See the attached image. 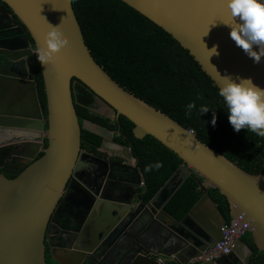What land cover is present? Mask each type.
Returning <instances> with one entry per match:
<instances>
[{
  "label": "water",
  "instance_id": "95a60500",
  "mask_svg": "<svg viewBox=\"0 0 264 264\" xmlns=\"http://www.w3.org/2000/svg\"><path fill=\"white\" fill-rule=\"evenodd\" d=\"M12 25L0 27V97L18 100L24 106L0 109V150L29 158L13 178L0 173V264H47L45 242L58 264H83L98 258V250L109 251L127 230L141 223L146 209V226L134 239L137 253L122 254L125 264H225L226 256L215 257L211 248L221 239L220 227L226 219L208 193L216 188L230 206L231 219L242 216L247 232L258 251L264 252V173L249 174L214 149L200 142L193 131L180 126L168 115L124 90L94 61L77 22L71 0H0ZM169 34L198 63L219 89L222 77H251L264 88V58L253 62L229 39V23L224 0H120ZM16 17L17 22L12 18ZM51 25H59L67 45L56 58L40 65L46 99V116L40 107L34 70L35 49ZM18 30L14 34L12 30ZM217 46L218 55L210 49ZM85 85L103 103L100 111L111 121L123 116L132 124V134L142 139L150 135L175 153L182 164L166 179L148 203H133L134 181L113 177L114 165L80 150L81 128L101 136L94 123H79L71 80ZM19 94V95H18ZM46 142V147L44 146ZM107 143L108 147L104 144ZM22 146L24 152H15ZM101 149L122 154L124 147L102 139ZM126 150V149H125ZM128 150V149H127ZM42 153L41 156H38ZM87 173L77 175L82 166ZM109 174V175H108ZM198 175L202 195L187 214L176 220L164 207L188 177ZM78 189L76 205L80 215L70 218L72 231L56 217V206ZM138 188L136 189V191ZM59 203V204H58ZM209 204L211 212L201 209ZM208 217L207 221L205 220ZM57 226L51 232L48 227ZM158 238L139 240L152 226ZM162 234V235H161ZM113 244V245H112ZM72 249V250H70ZM253 250L240 238L229 255L247 264ZM102 261L107 263L105 258Z\"/></svg>",
  "mask_w": 264,
  "mask_h": 264
},
{
  "label": "trees",
  "instance_id": "16d2710c",
  "mask_svg": "<svg viewBox=\"0 0 264 264\" xmlns=\"http://www.w3.org/2000/svg\"><path fill=\"white\" fill-rule=\"evenodd\" d=\"M71 2L85 45L94 61L112 80L183 128L193 131L200 142L241 170L253 175L264 173V138L245 129L233 131L217 87L176 40L120 0ZM34 70L37 95L45 117V91L36 56ZM71 93L80 124L84 120L101 121L109 129H116V134L129 144L145 178L143 197L148 203L182 164L181 159L150 135L135 138L133 124L123 116H118L113 124L109 119L97 117L92 112L94 94L81 82L71 80ZM192 101L197 107L190 116H186V105ZM201 106L210 110L200 115L198 109ZM213 111L216 116L214 126L210 122ZM80 142V148L89 147L95 152L100 137L81 128ZM8 151L6 148L0 150V163ZM143 155H146L144 164ZM156 162H161L163 166L158 170L144 171L146 165ZM6 177L13 178L15 175ZM198 181H203L198 175L188 177L165 205V211L176 220H181L201 197ZM208 193L226 223L229 222L230 206L225 196L216 188H209ZM241 239L253 250L247 264H264V252L256 249L251 234L246 232Z\"/></svg>",
  "mask_w": 264,
  "mask_h": 264
},
{
  "label": "clouds",
  "instance_id": "9594fccd",
  "mask_svg": "<svg viewBox=\"0 0 264 264\" xmlns=\"http://www.w3.org/2000/svg\"><path fill=\"white\" fill-rule=\"evenodd\" d=\"M224 3L230 22L223 24L230 29L229 39L253 64H259L264 58V0H224ZM67 43L59 25L49 24L41 45L35 49L37 62L44 66L52 62ZM210 53V56L218 55L217 46L214 45ZM217 94L222 98L233 131L245 129L264 138V88L251 77L225 74ZM196 107L195 101L189 102L185 115L190 116ZM209 110L207 106L198 109L200 115ZM210 122L213 126L216 123L215 111ZM162 166L161 162H156L146 165L144 171L158 170Z\"/></svg>",
  "mask_w": 264,
  "mask_h": 264
},
{
  "label": "flooded vegetation",
  "instance_id": "af4514ba",
  "mask_svg": "<svg viewBox=\"0 0 264 264\" xmlns=\"http://www.w3.org/2000/svg\"><path fill=\"white\" fill-rule=\"evenodd\" d=\"M7 11L8 13L9 10L6 7V5H4L1 1H0V27H5L7 25H12L10 23V21L5 19V15L3 11ZM16 22L17 20L12 17ZM17 30V29H16ZM18 31V30H17ZM13 32V31H12ZM95 98V103H94V107L92 109L93 110H98L100 109L102 106L106 107V104L103 103L98 97H96L94 95ZM107 113L103 114V115H98L96 114L97 117L99 118H106ZM118 117H114L113 120H111L112 124L114 123L115 120H117ZM95 124L97 131H99L101 133L100 137V144L98 145V147L96 148L95 152H92V150L89 147H81V151L83 152V154L85 156H87L88 154H94L97 155L99 157H102L103 159H106L108 161L107 166L110 168V165H114V167L112 168V170H109V174L112 175L113 177H121L123 176L125 173L123 172H119L117 170H123L126 172V177L130 180L134 181L133 184V189L135 193V198L133 200V203H136V205H138L140 202H145V198L143 197V192L145 189V178L143 176V172L141 171V168L138 164V160L134 157L133 153H132V149L129 146V144L125 141L124 138L120 137V135L116 134V129L111 130L109 129L107 126L103 125L101 123V121H95L92 122ZM96 135V134H95ZM98 136V135H97ZM102 139H107L109 141L115 142L119 145H122L124 147V150L122 151V154H115V153H110L107 152L103 149H101V143H102ZM106 147H108V144L105 143L104 144ZM7 149V148H6ZM126 149V150H125ZM128 149V150H127ZM15 152H24L25 148H23L22 146H17L14 148ZM11 151H8V153L6 155H4V157L1 159V163H0V173H3L5 176H16L18 175V173L22 170L23 167H25L27 162H30L29 158H22L20 156H16V160H12V156H11ZM146 155H143V161L142 163L144 164L146 162L145 160ZM84 172L87 173V168L86 166H82V169H79L77 172V175L79 177H82V174H84ZM108 174V175H109ZM138 188V190L136 191V189ZM71 192L67 195V197H65V199L63 200V203L58 205V207L56 206V217L60 218V224L63 225L65 228H67L68 226H70V229L72 231H74L77 228V224H74L73 222H70L71 220H69L70 218H75L76 215H82L79 214V210L80 209H76V205L80 204L82 206L85 205V201L79 200L78 198H76V194L78 193V189L74 186V184L71 185L70 187ZM59 204V203H58ZM70 217V218H69ZM140 220L141 223H137L136 226H134L132 229H128L127 233L123 235V238L120 240L119 243L117 244H112L113 246L110 248L109 251L105 252L102 251V253H100V251L98 250V258H87L85 260V262L83 264H87L89 262L93 263V264H125V261L122 260L120 261L122 254L130 251L132 252V254L130 255L131 258L134 257L137 253V246H133L134 244V239L136 238V234L138 233V231H140V229H142L143 227L145 228L146 226V209H142L140 212ZM57 228V229H56ZM48 229L53 232L56 229V232L59 231L57 226H50L48 227ZM160 228L156 225L152 226L149 231L148 234L146 235V232L144 234V236H142V238L139 240V243H142L144 245H146V241L148 239H153L155 240V238H158V234L157 231ZM72 250V249H70ZM102 258H105L106 262L102 261ZM45 261L47 264H52V263H56L52 258L51 255V250L48 247V245L45 242ZM64 262L66 264H74L72 262H68L65 261ZM225 264H242L240 263L233 255H229L227 256V258L225 259Z\"/></svg>",
  "mask_w": 264,
  "mask_h": 264
},
{
  "label": "built area",
  "instance_id": "2783aa9c",
  "mask_svg": "<svg viewBox=\"0 0 264 264\" xmlns=\"http://www.w3.org/2000/svg\"><path fill=\"white\" fill-rule=\"evenodd\" d=\"M249 229V224L242 216L230 219L220 227L221 239L211 248L210 253L215 257L230 254L235 241L240 239Z\"/></svg>",
  "mask_w": 264,
  "mask_h": 264
},
{
  "label": "crops",
  "instance_id": "0c3cea01",
  "mask_svg": "<svg viewBox=\"0 0 264 264\" xmlns=\"http://www.w3.org/2000/svg\"><path fill=\"white\" fill-rule=\"evenodd\" d=\"M8 26H10V25H7V27ZM12 31H14L13 32L14 34H18V32H19V31L14 30V29ZM24 101H26V100L24 99L22 102H19V99L18 100L11 99L10 101H8V100H2L1 97H0V109H2V108H10L12 105L18 108L21 105L24 106ZM211 210L212 209H211L210 205L207 203V204H205L203 206V208L201 209V212L207 214V212H211ZM207 219H208V217H206L205 220L207 221ZM157 234H159L158 231H157Z\"/></svg>",
  "mask_w": 264,
  "mask_h": 264
},
{
  "label": "rangeland",
  "instance_id": "374dc122",
  "mask_svg": "<svg viewBox=\"0 0 264 264\" xmlns=\"http://www.w3.org/2000/svg\"><path fill=\"white\" fill-rule=\"evenodd\" d=\"M101 109V108H100ZM100 109H98L100 111Z\"/></svg>",
  "mask_w": 264,
  "mask_h": 264
}]
</instances>
